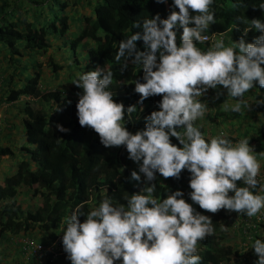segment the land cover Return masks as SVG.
<instances>
[{
	"label": "clouds",
	"instance_id": "obj_1",
	"mask_svg": "<svg viewBox=\"0 0 264 264\" xmlns=\"http://www.w3.org/2000/svg\"><path fill=\"white\" fill-rule=\"evenodd\" d=\"M212 4L213 0H174L179 11L163 19L159 14L145 18L142 25L134 22L133 27L142 26L143 33H132L119 41L114 59L121 63V71L129 62L143 68L144 82H134L140 103L150 96H162L160 110L145 117L143 130L133 134L125 127V107L108 90L113 81L110 69L87 71L71 81L83 89L76 105L80 126L93 129L106 148L126 146L129 159L139 165L138 172H131V179L140 181L143 173L146 185L141 193L126 199V207L113 206L104 199L87 213L83 205L71 212L61 228L63 248L71 264H200L198 242L213 234L212 220L196 212L180 190L162 200L155 198L156 184L152 181L157 172L164 178H179L187 169L191 173V200L206 212L225 209L251 218L264 209V195L252 191L259 187L264 193V184L258 180L260 163L249 138L233 144L221 130L209 141L194 124L208 110L198 98L209 88L227 89L228 97L236 103L225 102L223 109L239 113L249 108L244 97L255 82L264 87L261 20L253 19L245 28V35L249 28L261 33L252 43L242 38L225 46L223 39H216L207 51L197 46L196 42L208 40L203 33L216 22ZM260 8L264 9V2ZM190 9L196 14L190 15ZM177 25L183 29L179 46L174 30ZM139 40L143 41V51L137 48ZM60 110L58 106L54 111ZM136 110L132 105L127 113ZM57 130L69 131L60 124ZM170 137L182 147L173 144ZM237 181L244 186H237ZM81 215H86L83 222ZM50 244L55 256L56 242ZM251 248L258 256L255 264H264V241L256 239Z\"/></svg>",
	"mask_w": 264,
	"mask_h": 264
},
{
	"label": "trees",
	"instance_id": "obj_2",
	"mask_svg": "<svg viewBox=\"0 0 264 264\" xmlns=\"http://www.w3.org/2000/svg\"><path fill=\"white\" fill-rule=\"evenodd\" d=\"M7 1L0 0V13L9 3ZM32 1L38 5V12L31 13V21L25 16L11 19L10 16H8L10 18L5 16L6 13L0 17V49L7 54L6 61L9 63L22 55L20 50L25 53L45 51L49 46L50 37L56 35H58L56 37H62L69 29L68 16L63 13L66 4L60 0L50 4L49 2L43 4L45 0ZM86 1L90 5L91 14L83 16L81 28L68 41V47L73 54L72 58L75 61L76 47L84 48V59L87 63L84 72L97 69H110L113 72V81L108 90L113 92V99L117 103L124 105L125 127L135 134L144 129L145 117L153 111L160 110L159 102L162 96H150L140 103V96L134 91V82H144L143 68L139 69V66L129 62L128 68L121 71V63L114 59L119 41L132 33H143L142 26L133 27L134 22H141L142 25L145 18H152L157 14L162 19L167 18L172 11H179V9L175 7L174 0ZM262 2L264 0H213L210 10L215 13L216 22L211 23L203 34L210 36L214 33H222L225 38V34L228 33L232 43L239 42L242 38L245 43L254 42L255 38L261 35L260 31L249 28L245 35V28L250 26L253 19L264 22V9L260 8ZM44 7L49 16L46 13L43 15L41 8ZM57 8L61 12L59 15L56 14ZM189 12L190 15L196 14L191 9ZM8 13L14 14L11 10ZM174 30L179 46L183 29L177 25ZM196 43L202 51H207L209 48L207 41L202 44ZM136 45L139 50H144L142 40L137 41ZM48 65L52 72L61 69V64L53 60H49ZM39 79L40 72L36 69L19 86H15L11 85L12 75H9L6 82L8 88L4 90L3 97L0 98L5 103H13L20 97L31 99L23 101L21 111L18 112L21 113L20 124L25 141V146H21L20 149L27 154V157L19 160L15 171L0 181V236L8 232L10 235L6 237L7 241L19 245L20 253L23 252L20 241L22 238L43 246L56 242L58 250L55 256L50 252H42V256L38 259L35 255L29 254L25 264H42V259L43 264H71L63 248V232L61 231L65 219L71 212L78 205H83L82 210L87 213L92 208L98 207L104 199H109L113 206L126 207V199L132 194L141 193L146 185L143 173L140 174V181L131 179V172L134 171L131 166L135 162L129 159L126 146L106 148L93 129L80 126L76 105L79 99L78 94H83L82 88L74 84L66 93L54 90L41 91L38 88ZM255 86L258 90L263 89L258 82H255ZM198 99L202 102L204 100L203 96ZM206 104L208 112L211 108L208 102ZM132 105H135L137 110L129 115L127 108ZM58 106L61 110L54 111ZM241 112L234 115L237 116ZM251 112L252 110L247 113ZM241 114L245 116L244 113ZM57 124L63 125L69 131H58ZM197 127L205 139L210 141L211 138L206 136L208 131L205 132L202 127ZM214 132L219 134L221 130L210 132L211 137H215ZM241 132L242 136L245 134V137L249 138L250 145L255 147L264 145V130L253 134H248L249 131L246 129ZM227 138L231 140L230 137ZM170 139L173 144L182 147L175 137ZM11 154L13 153L8 146L0 147V156ZM135 171H139V165ZM190 178L191 173L187 169L181 172L179 178H164L157 172L155 180L152 181L156 184L153 195L162 200L172 192L180 190L183 193L182 198L192 204L196 212L211 218L213 234L198 242L196 254L201 257L200 264H222L232 261L236 255H233L230 244L226 242V237L229 236L224 218L228 217V214H225L226 210L221 209L213 214L195 204L190 197L192 191L189 186ZM237 186L244 185L242 181H237ZM23 187L28 191V198L36 197L41 201L36 204L27 199L26 207L20 205L21 201H14L19 189ZM257 189L260 188L257 187L252 191L255 193ZM229 195L234 193L230 192ZM235 213L236 211H231L232 215ZM79 219L83 222L86 215H81ZM240 219L245 224L252 223L247 227V233L251 238L259 226H264V222L256 221L254 217ZM239 225L241 226L238 228V234L241 239H245L246 230L243 231L242 223ZM35 227L48 233L45 236L40 235L41 238L37 236L36 240H33L32 237L35 236L30 231ZM16 238L20 240L16 241ZM242 259L245 260L244 257ZM115 264H121V262L116 261Z\"/></svg>",
	"mask_w": 264,
	"mask_h": 264
},
{
	"label": "rangeland",
	"instance_id": "obj_3",
	"mask_svg": "<svg viewBox=\"0 0 264 264\" xmlns=\"http://www.w3.org/2000/svg\"><path fill=\"white\" fill-rule=\"evenodd\" d=\"M48 2L49 4L50 2L54 3L55 0H45L43 4H46ZM60 2L66 4L64 6L63 13L67 14L68 16L69 29L62 37H56L58 35L50 37L48 39L49 46L45 51H33L25 53L24 51L20 50L22 55L17 57L14 62L9 63V61H6L7 54L4 52V50L0 49V76L2 78L0 86V98L3 97L2 93L4 92V90L8 88V84L6 82L9 75H12L11 85L14 84L15 86H19L25 78H28L32 73H34V71H36V69H39L40 79L38 82V88L41 91L54 90L56 92L66 93L70 89V87L74 85V83H72L71 81L76 80L80 74L84 73L85 66L87 65L84 59V48L76 47L74 61L72 58V51L68 47V41L72 39L81 28V19L83 18V16L91 14L90 5L86 0H60ZM7 3V6H5L2 13H0V17H3V14L6 13L5 16H10L11 19L17 16H25L27 20L31 21V13L34 12L35 14H37L38 12V5L35 4L32 0H8ZM10 10L14 13L13 15L8 13ZM41 10L43 15L46 13V15L49 16L46 7L41 8ZM56 14H61L60 9L56 11ZM224 43L225 46L233 45L231 40H229L228 33L225 34ZM5 51L7 50L5 49ZM49 60H53L55 63L61 64V69L56 72H52L50 66L48 65ZM203 99L204 103L208 102L211 110L208 111L202 119H199L194 123L195 125L202 127L205 132H209H207V137L213 138L210 135V132L212 133L213 130H223L226 136L231 138L230 141L235 144L240 139L245 138V134H243V136L241 135V130L243 129L248 130V134L257 133L260 130H264V87L262 90H258V88L254 86L249 90L248 93L245 94L244 99L250 104V106L248 109H242L241 113L245 114L244 117L241 113L235 116L234 114L237 112L224 111L223 104L225 102L228 104H234L236 103V101L228 97L227 89H224L223 86H217V88L215 89L209 88L205 92V96ZM25 100L31 99L20 97L15 102L7 105V109L4 110L5 116L1 114L3 116V120H6V122H11L13 120L14 123L20 124L21 113L18 112L21 111L22 103ZM250 110H252V112L247 113ZM234 126H236V128H232ZM240 127L242 128L240 129ZM213 134L214 136H216L218 135V132H214ZM22 143L25 145L23 134L19 133L11 139V143L9 142L8 146L13 154L7 155L8 159H6V161L11 162V164H15L16 166L19 160L27 157V154L20 149ZM250 146L254 150L253 155L256 156L257 160L260 163V174L258 177L261 183L264 184V154H262L264 153V145L257 147L253 145ZM137 168V163H134L131 166V169L133 170H137ZM13 169L14 167L8 168L7 174H9ZM5 173V171H3V173L0 172V176L2 177V179ZM258 192L259 189H257L255 193L264 195L263 193ZM28 195L29 194L27 189L23 187L19 189V192L14 197V201H20L21 198L22 203H19L22 207L27 206L28 200L31 203L35 202L36 204L41 201V199L36 197L32 199L28 198ZM261 213L263 215V218L261 217V221L264 222V209L260 211V216ZM227 216L228 217H224L226 219L225 226L228 228L227 233L230 237H226V242L230 244L233 255H236V258H233L232 261L222 264H255L258 256L255 254L254 249H252L251 246L256 239L264 241V226H259L258 229L255 230L256 232L253 234V237H255V235L256 237L251 238V236L247 233V227L252 223L245 224L240 219L242 217L237 214H228ZM245 218H247L246 215ZM223 221L225 223V220ZM240 223H242L243 226L245 224L243 229V231L246 230L244 232L245 239H241L240 235L238 234V228L241 226L239 225ZM30 232L35 236L32 237L33 240H36L37 236L41 238L40 235L43 234L42 236H45V234L48 233L39 230L36 227L33 228ZM6 237H8V232H5L0 236V242L2 244L0 245L1 256L6 253V250H4L6 248H4V246L7 243L5 241ZM243 257L247 262L242 259ZM41 261L43 264V259Z\"/></svg>",
	"mask_w": 264,
	"mask_h": 264
},
{
	"label": "crops",
	"instance_id": "obj_4",
	"mask_svg": "<svg viewBox=\"0 0 264 264\" xmlns=\"http://www.w3.org/2000/svg\"><path fill=\"white\" fill-rule=\"evenodd\" d=\"M10 103H5L3 101L0 102V147H5L8 146V143H11V139L15 136L18 135L19 133H21L22 131V127L21 124L19 123H14V121L12 120L11 122H6V120H3V116L4 115V110L7 109V105H9ZM3 116H2V115ZM24 144L22 143L21 146H23ZM20 146V147H21ZM25 146V145H24ZM9 147V146H8ZM5 159V160H3ZM7 155H2L0 156V172L3 173V171H5V176L13 173L15 170V164H11V162L6 161ZM14 167L13 170L10 171L9 174H7V170L8 168H12ZM3 177V178H4ZM2 180V177L0 176V181ZM22 199L20 198V201ZM22 203V201L20 202ZM23 234V233H22ZM8 235H10L8 233ZM20 238H16V241H19ZM5 241L7 242L6 245L4 246V250H6V253L4 255H0V264H25V260H24V251L21 253L19 252L18 249H20L19 245H15L11 242H8L7 239L5 238ZM0 245L1 242H0ZM3 249V248H2ZM21 250V249H20ZM28 260V259H27Z\"/></svg>",
	"mask_w": 264,
	"mask_h": 264
},
{
	"label": "built area",
	"instance_id": "obj_5",
	"mask_svg": "<svg viewBox=\"0 0 264 264\" xmlns=\"http://www.w3.org/2000/svg\"><path fill=\"white\" fill-rule=\"evenodd\" d=\"M216 39H223L224 40L223 34L222 33H214V34H211L210 36H208L207 43H208L209 47L214 43V41ZM1 82H2V78L0 76V86H1ZM202 96L204 98L205 93ZM226 211H227L226 212L227 214H231V211H229V210H226ZM235 214L240 215L244 220L249 218L247 216H246L247 218H245L246 214H240V213H237V212ZM261 217L263 218L262 213H261V216H260V213H258L256 216H254L256 221L261 220ZM20 241L22 242V249L24 251V255H25L24 256V260L25 261H27V259L29 257V254L35 255L36 258L39 259V256H42V252H50V253H52V251H53V244L43 246V245L31 242L27 238H22ZM39 261H37V263H39Z\"/></svg>",
	"mask_w": 264,
	"mask_h": 264
}]
</instances>
